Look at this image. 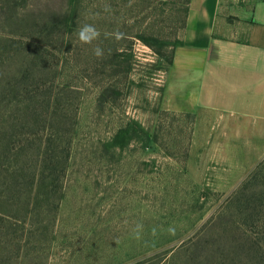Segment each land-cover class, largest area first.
<instances>
[{"label": "rangeland", "instance_id": "rangeland-1", "mask_svg": "<svg viewBox=\"0 0 264 264\" xmlns=\"http://www.w3.org/2000/svg\"><path fill=\"white\" fill-rule=\"evenodd\" d=\"M18 1L24 20L3 17L0 29L20 25L28 39L15 50L0 42L10 51L3 71L12 82L21 68L35 71L27 84L37 101H26L58 108L53 130L70 156L53 198L9 212L17 221L0 232V264H215L222 233L216 221L206 226L264 162V125L244 123L226 142L193 151L194 117L165 110L188 0ZM86 23L100 34L91 44L77 36ZM122 131L124 143L113 146Z\"/></svg>", "mask_w": 264, "mask_h": 264}, {"label": "trees", "instance_id": "trees-1", "mask_svg": "<svg viewBox=\"0 0 264 264\" xmlns=\"http://www.w3.org/2000/svg\"><path fill=\"white\" fill-rule=\"evenodd\" d=\"M19 2L0 0V20L9 16L11 22H22L24 12H21V17L17 15ZM68 25V18H65L63 27ZM19 26L0 29V36L4 38L0 42L9 45L10 50L21 44L17 39H28V33L14 29ZM26 43L37 49L42 44L35 41ZM179 45H182L181 41L176 44ZM5 49H0V232L10 219L17 221L9 212L16 211L18 216L21 206L43 198L44 194L46 199L53 198L56 189L62 186L70 156V143H65L60 133L53 130L58 108L51 111L49 98L45 99L44 111L36 104L31 107L27 103L29 94H32L30 101H37L35 92L38 88L27 84L29 78L35 79V71L30 73V69H24L23 72L21 68L13 82L8 80L9 73L6 75L3 68L4 55L10 51ZM172 62L173 56L170 65ZM124 141L122 131L114 137L112 145L119 146ZM9 208L15 209L8 211ZM220 214L206 226H213L216 221L215 225L222 233L212 263L264 264V162L228 200ZM201 263L210 264L209 257L202 259Z\"/></svg>", "mask_w": 264, "mask_h": 264}, {"label": "crops", "instance_id": "crops-1", "mask_svg": "<svg viewBox=\"0 0 264 264\" xmlns=\"http://www.w3.org/2000/svg\"><path fill=\"white\" fill-rule=\"evenodd\" d=\"M181 43L164 107L194 117L193 151L264 125V0H189Z\"/></svg>", "mask_w": 264, "mask_h": 264}, {"label": "clouds", "instance_id": "clouds-1", "mask_svg": "<svg viewBox=\"0 0 264 264\" xmlns=\"http://www.w3.org/2000/svg\"><path fill=\"white\" fill-rule=\"evenodd\" d=\"M105 10L107 11L108 9L106 8ZM99 35H100L99 31L93 24H87V23L82 24L77 29L78 39L83 44L93 43V41L98 39ZM93 52L97 57L103 56V49H101L99 46L94 47ZM167 231L170 235H175L176 229L175 227H169ZM143 232H144V226L142 224H137L133 229V233H132L133 238L137 241H140L143 238ZM156 235H157V228L153 227L152 236L155 237Z\"/></svg>", "mask_w": 264, "mask_h": 264}]
</instances>
